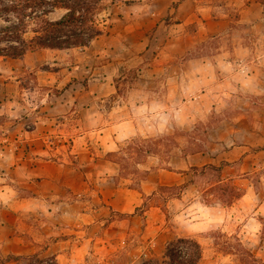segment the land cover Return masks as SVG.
Masks as SVG:
<instances>
[{
    "label": "crops",
    "instance_id": "0c3cea01",
    "mask_svg": "<svg viewBox=\"0 0 264 264\" xmlns=\"http://www.w3.org/2000/svg\"><path fill=\"white\" fill-rule=\"evenodd\" d=\"M171 3L164 5L163 15L174 14L177 22L200 24V37L211 35L210 27L215 24L223 23L225 29L227 24L239 27V31L229 27L228 45L190 52L184 61L157 68L163 71V103H177L166 110L167 119L174 120L167 121L163 131L185 121L194 129L201 122L211 142L195 149L176 145V153L167 161L159 155L147 156L137 163L144 175L132 184L129 177L118 179L119 164L105 154L142 133L137 120L147 111L143 107L148 98L139 100L145 105L135 104L125 118L109 125H99V111L88 115L87 108L81 107L82 116L95 117V126L74 127L69 147L74 162L45 156L53 147L40 142L29 172L35 178L29 185L33 191L20 196L10 187L0 189L1 258L38 256L53 258L55 264H86L91 251L102 257L103 249L120 248L127 250V264L137 260L139 264L142 256L161 263L166 245L182 237L199 244L197 264L241 263L233 251L218 249L220 238L232 247L226 240L235 236L237 243L251 250L255 264L264 263V1ZM232 10L236 12L233 16ZM55 64L59 67L55 72L62 71L67 80L88 77L91 97L115 92L105 74L109 63ZM59 133L63 138L69 132ZM211 164L220 166L219 177L208 173L211 178L198 180L206 173H196L193 168ZM225 182L239 183V195L227 198V191L216 186ZM159 187L176 191L167 195ZM144 202L146 206L137 213ZM19 260L0 264H20Z\"/></svg>",
    "mask_w": 264,
    "mask_h": 264
},
{
    "label": "rangeland",
    "instance_id": "374dc122",
    "mask_svg": "<svg viewBox=\"0 0 264 264\" xmlns=\"http://www.w3.org/2000/svg\"><path fill=\"white\" fill-rule=\"evenodd\" d=\"M176 1L179 0H104L103 10L97 15L102 33L83 50L39 48L19 58L0 56V189L10 187L17 190L20 196L33 191L29 185L33 184L30 181L35 178L29 172L34 158L39 154L40 142L53 147L44 152L45 156L55 155V158L74 162L73 153L69 152L74 127H79V124L86 128L95 126V117L82 116L79 112L81 107L87 108L88 115L99 111L102 114L99 125H109L125 118L135 104L145 105L139 102L148 98L146 108L143 107L147 111L141 113L137 120L142 133L119 143L116 151L105 154V157L119 164L118 179L129 177L132 184L144 175V170L137 163L144 162L147 156L159 155L161 160L167 161L176 153V145L195 149L211 142L205 134L206 125L202 129L201 122L194 129H190L185 121L182 126L173 125L169 132L163 131V125L174 120L171 117L167 119L166 110L173 109L177 103H163V93L166 91L163 87V71L157 68L163 64L184 61L191 56L190 52H201V49L209 52L210 49L228 45L227 38L232 33L229 27L233 26L236 31H239V27L237 24H227L225 29V24H215L210 27L211 35L200 37V24L177 22L174 14L163 15L164 5L167 2L175 5ZM61 13L58 10L51 17L56 18ZM235 13L230 11L232 16ZM1 24L3 20L0 19ZM59 62H69L70 65L88 63L92 66L109 63L105 74L112 80L115 92L108 91L103 96L91 97L87 87L88 77L67 80L65 73L54 70L59 68L55 64ZM64 100L68 103L60 105L59 102ZM118 108L122 110L116 111ZM60 131L69 133L60 138L61 135H57ZM86 138L92 140L90 135ZM193 142L198 145H193ZM207 174L198 176V180L211 178ZM199 184L202 185L201 182ZM216 186L226 188L227 192L234 188L230 195L226 192L227 198H232L240 187L239 183L233 182ZM158 190L167 191V195L176 191L163 187ZM218 192L223 194L222 190ZM119 217L125 216L119 214ZM175 240L172 239L168 246H176L174 252L178 257L187 256L191 246L188 243L179 244ZM223 242L224 239L220 238L219 251L230 250L242 260L246 259L245 252L238 251L236 247L235 236L226 240L232 247L225 246ZM166 251L167 245L164 253ZM127 256V250L120 248L103 249L102 257L91 251L86 264H127ZM143 261L163 264L142 256L139 264ZM19 262L54 263L53 258L43 260L38 256L20 259ZM226 264L241 263L233 261Z\"/></svg>",
    "mask_w": 264,
    "mask_h": 264
},
{
    "label": "trees",
    "instance_id": "16d2710c",
    "mask_svg": "<svg viewBox=\"0 0 264 264\" xmlns=\"http://www.w3.org/2000/svg\"><path fill=\"white\" fill-rule=\"evenodd\" d=\"M104 0H0V56L19 58L29 51L39 48L66 49L87 46L91 40L102 33L97 15L103 10ZM61 10L56 18L51 14ZM196 173H209L219 177L220 166L207 165L201 169L193 168ZM210 171V172H206ZM226 191L224 187H219ZM163 189H167L163 187ZM234 188L228 189L229 193ZM231 194V193H230ZM239 192L235 193V196ZM146 206L136 208L142 212ZM177 243H188L191 252L187 256L178 257L175 245L167 244L163 264H197L201 258V248L192 238H176ZM175 246V247H174ZM238 251L246 254L241 264H255V258L248 248L237 243ZM33 256H12L0 258V263L6 260H19ZM55 264V263H53ZM141 264H151L143 261ZM264 264V263H262Z\"/></svg>",
    "mask_w": 264,
    "mask_h": 264
}]
</instances>
